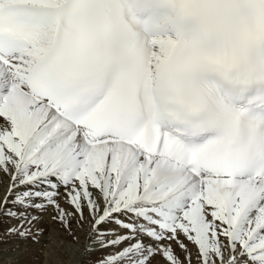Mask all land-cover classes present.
I'll list each match as a JSON object with an SVG mask.
<instances>
[{
	"label": "snow or ice",
	"instance_id": "obj_1",
	"mask_svg": "<svg viewBox=\"0 0 264 264\" xmlns=\"http://www.w3.org/2000/svg\"><path fill=\"white\" fill-rule=\"evenodd\" d=\"M5 181L22 253L52 209L83 264H264V0H0Z\"/></svg>",
	"mask_w": 264,
	"mask_h": 264
},
{
	"label": "bare ground",
	"instance_id": "obj_2",
	"mask_svg": "<svg viewBox=\"0 0 264 264\" xmlns=\"http://www.w3.org/2000/svg\"><path fill=\"white\" fill-rule=\"evenodd\" d=\"M7 182L0 183V199L3 198ZM61 206L70 210V205L61 200ZM56 213L52 209L42 214V219L37 227L43 229L39 237V243L29 242L26 245V251L21 252L17 249L25 248L24 242L16 240L0 241V261L3 264H16L18 260L26 259L27 264H83L80 259V253L85 242L87 226L83 229L78 227L75 220H71V229L78 240L68 234L64 224L58 219H53ZM7 225H0V231Z\"/></svg>",
	"mask_w": 264,
	"mask_h": 264
}]
</instances>
